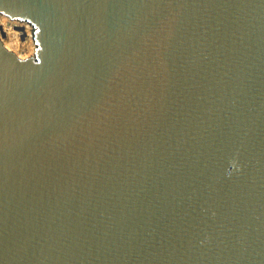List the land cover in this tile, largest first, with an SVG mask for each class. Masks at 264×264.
I'll return each mask as SVG.
<instances>
[{
    "label": "water",
    "instance_id": "95a60500",
    "mask_svg": "<svg viewBox=\"0 0 264 264\" xmlns=\"http://www.w3.org/2000/svg\"><path fill=\"white\" fill-rule=\"evenodd\" d=\"M0 13V264H264V0Z\"/></svg>",
    "mask_w": 264,
    "mask_h": 264
},
{
    "label": "rangeland",
    "instance_id": "374dc122",
    "mask_svg": "<svg viewBox=\"0 0 264 264\" xmlns=\"http://www.w3.org/2000/svg\"><path fill=\"white\" fill-rule=\"evenodd\" d=\"M2 14H0L1 16ZM1 20V17H0ZM14 21V24L11 25H2L3 30L5 31V35H3L0 32V39L2 40L3 44L6 46L7 49L13 51L16 53L20 58L23 59L35 56L36 48V42H35V30L33 28V25L27 21H20L17 19H12ZM30 24L31 25V38L34 41V48H29V36L26 33L24 24ZM32 49V50H31Z\"/></svg>",
    "mask_w": 264,
    "mask_h": 264
},
{
    "label": "bare ground",
    "instance_id": "6f19581e",
    "mask_svg": "<svg viewBox=\"0 0 264 264\" xmlns=\"http://www.w3.org/2000/svg\"><path fill=\"white\" fill-rule=\"evenodd\" d=\"M0 14H2V13H0ZM1 20H0V26H2V25H5V27H6V25L8 24V25H11L12 26V24H14V21H12V19L9 17V16H7L6 14H2L1 16ZM24 26H25V30H26V33H27V35L30 37L29 38V48H31L32 47V49L34 48V41H33V39L31 38V36H32V34H31V25L30 24H27V23H25L24 24ZM37 46H35V48H36ZM31 49V50H32ZM22 58V57H21Z\"/></svg>",
    "mask_w": 264,
    "mask_h": 264
}]
</instances>
